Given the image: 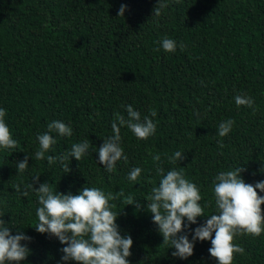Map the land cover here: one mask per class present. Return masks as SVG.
Returning <instances> with one entry per match:
<instances>
[{
    "label": "trees",
    "instance_id": "16d2710c",
    "mask_svg": "<svg viewBox=\"0 0 264 264\" xmlns=\"http://www.w3.org/2000/svg\"><path fill=\"white\" fill-rule=\"evenodd\" d=\"M159 0H0V108L21 150L0 148V215L13 235L30 253L21 264H77L63 261L66 245L47 233H39L35 191L28 197L17 192L40 175L53 191L79 194L96 187L114 196L110 203L121 235L134 241L131 264H218L209 253L210 240H196L194 254L174 257V248L163 244L145 197L158 186L165 173L176 169L197 185L203 197L204 216L185 228L192 239L194 229L217 212L213 180L221 171L244 167L246 183L264 180V0H165L160 16H153ZM124 16H118L121 5ZM164 37L177 42L175 53L161 47ZM187 47L181 51L179 43ZM250 96L253 113L237 107L235 96ZM149 116L157 125L147 140L121 127V147L128 157L106 171L98 148L113 135L111 124L119 112L128 118L126 105ZM235 124L224 137L220 123ZM61 120L73 129L72 137L51 133L57 143L45 153L59 156L74 143L90 144L87 154L66 161L34 160L37 136L47 125ZM222 143V147H221ZM181 151L185 159L171 163ZM159 155V161L153 157ZM25 156L29 166L18 173ZM140 167L135 183L130 171ZM264 196V192H260ZM133 197L141 205H126ZM264 208V205H262ZM185 218V224L187 225ZM184 234V233H181ZM215 233H213L214 237ZM234 243L244 248L233 264H264V233L238 235Z\"/></svg>",
    "mask_w": 264,
    "mask_h": 264
},
{
    "label": "clouds",
    "instance_id": "9594fccd",
    "mask_svg": "<svg viewBox=\"0 0 264 264\" xmlns=\"http://www.w3.org/2000/svg\"><path fill=\"white\" fill-rule=\"evenodd\" d=\"M179 3L180 0H177ZM168 4L165 0H159L158 5L153 10V16H160L162 10ZM127 5L122 4L118 16H124ZM161 47L165 52L175 53L177 42L164 37ZM183 42L179 43L181 51L186 49ZM237 107L247 106L256 111L255 101L250 96H235ZM126 107L128 118L125 119L119 112L111 124L113 135L104 139V143L99 146V162L107 172L116 170L117 162L123 159L127 162L128 157L121 147V127L126 126L139 139L147 140L156 132L157 125L150 117H155L157 112L153 109L150 117L145 116L143 120L141 113L132 105ZM6 110L0 108V148L21 150L19 142L13 138L11 130L6 123ZM235 121L228 119L218 126V135L224 137L230 133ZM48 131L39 134V150L32 158L34 160L47 159L49 166L59 161L63 166L64 173L71 172V167L66 161L73 157L77 161L87 154L90 144L87 140L81 143H74L69 152L59 156L45 153L53 149L57 139L51 133H57L60 137H72L73 129L61 120H55L48 125ZM221 143V147H222ZM159 161V155L153 157ZM185 156L181 151H176L169 158L171 163L184 160ZM29 166V157L25 156L18 162V173H23ZM246 169L242 167L233 170L219 172L213 180V191L217 212L209 215L206 222L194 229L192 239L185 232V228H190L191 224L197 223V218L204 216V208L201 201L203 199L200 189L193 182H190L183 171L172 169L165 173L163 168H157V174L161 177L158 186L151 189L148 195L147 209L153 214V222L158 226L159 232L163 235V244L175 249L172 252L174 257L187 259L194 254V242L196 240H210V255L215 258L218 264H233L235 254L243 255L245 250L239 244L234 243L238 235L260 236L264 233V180L255 184L246 183L241 173ZM264 171V168L261 169ZM142 169L133 168L128 176L132 182L140 179ZM40 175H35L31 183L24 185L23 190L20 184L14 185L17 192H21L24 197H28L30 191H35L40 207L36 210L38 223L33 226L39 233H47L49 236L58 238L61 244L66 245L61 249L62 260H74L77 264H131L128 257L132 255L131 249L133 239L130 235H121L116 214L112 209L115 205L110 200H115L123 195V192L115 196L106 194L96 187H83L79 194L68 192H54L48 182L39 183ZM141 205L133 197H128L126 205ZM0 215V264H21L26 260L30 249L21 241L32 238L18 233L13 235ZM187 219V225L185 224ZM184 233V234H181ZM213 233H215L213 237Z\"/></svg>",
    "mask_w": 264,
    "mask_h": 264
}]
</instances>
